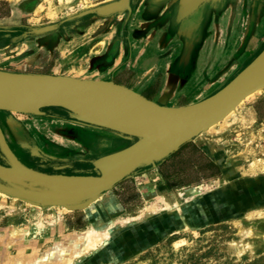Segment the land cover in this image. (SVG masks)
Segmentation results:
<instances>
[{"label":"rangeland","instance_id":"1","mask_svg":"<svg viewBox=\"0 0 264 264\" xmlns=\"http://www.w3.org/2000/svg\"><path fill=\"white\" fill-rule=\"evenodd\" d=\"M21 1L0 0V13L17 7ZM36 1L38 3L26 5V9H23V5L21 9L17 7L11 17L0 19V28H19L23 24L45 25L51 21L72 22L78 32L74 31V35H68L62 40L72 48V62L76 70L72 73L81 74L92 59H100L103 55L118 56L119 60H130L126 65L134 61L138 65L134 69L142 71L141 76H148L151 74L150 69L154 65L157 66L152 75L155 77V74L159 73L156 74L158 76L155 87L161 82L162 61L174 54L171 35L174 27H185L186 39L191 27L197 28L198 33L207 30L209 32L214 27L216 29V23L220 19L219 13H225L230 18L233 12L235 18H241L239 15L243 14L244 22L253 21V25L259 16L264 17V0L207 1L200 4L195 12L192 11L179 20L176 19L178 0H130V9L108 15H99L94 8L109 0ZM168 21L170 24H167ZM237 30L235 33H238ZM262 34V26L250 28L249 33H246L245 45L249 42L256 44L250 52L246 49L238 51L229 38L223 50L217 53L216 61L209 63L213 57L209 55L205 64L194 62L189 72L194 82L202 83L191 93L189 78L176 93L178 101H195L212 93L219 85L206 76L213 73L221 64V60L228 58L229 54L241 61L236 69L230 70L227 76L230 79V76L235 75L264 48ZM155 42L159 47L162 46L157 51H151L149 45ZM55 49L52 52L54 58L59 53V50ZM66 69L65 65H61L51 74H70L63 73ZM171 89L170 87V92H167L168 96H172ZM262 93L264 89L247 96L239 103L237 110L240 111V108L254 101ZM167 101L168 98L164 100ZM46 108L54 115L64 110L59 106ZM12 114L21 120L30 115ZM241 116L236 117L232 112L197 137L201 139L200 144L204 145L208 153L221 160L224 173L218 179L200 180L198 183L187 185L182 190L185 194L182 199L184 202L179 205L180 208L173 206L169 218L162 223H153L147 228H141L142 230L130 222L124 229L117 227L118 231L113 232L106 241L98 244L89 254L75 260L73 264H264V120L255 122L247 114ZM50 123L62 122L53 118ZM73 126V132L76 134L89 136L94 132L84 126ZM96 129L101 131L94 132L97 133L96 136L110 135L106 130ZM61 141L69 144L66 139ZM71 142L75 146L74 156L92 158L128 144L127 140L120 137L107 144L98 145L96 149L82 146L77 141ZM225 166L234 169L231 179L226 176ZM112 194H119V187L104 192L94 202L98 203L102 197H110ZM133 198L135 195L129 191L125 203L123 202L129 214L135 212L139 204L134 203ZM112 202L115 207L113 199ZM195 206L202 207L204 212L195 214L193 219L187 222L182 215L187 209ZM113 208L105 217L115 220L124 215L115 214ZM38 219L44 221L45 225L48 224L47 226L58 223L64 225V233L82 230L89 224L82 211H70L60 205H36L0 192V264H12L13 258L18 254L22 255L32 249L45 251L52 245L56 235L45 237L37 233L25 238L10 231L13 227H22L25 223ZM138 233L141 235H137Z\"/></svg>","mask_w":264,"mask_h":264},{"label":"water","instance_id":"2","mask_svg":"<svg viewBox=\"0 0 264 264\" xmlns=\"http://www.w3.org/2000/svg\"><path fill=\"white\" fill-rule=\"evenodd\" d=\"M207 1L217 0H178L176 19L184 18ZM104 5L95 7V12L108 15L130 9V5L125 4L112 7L106 12L102 10ZM51 27L36 26L33 32H43ZM262 83L264 48L224 85L188 105L159 104L141 92H135L113 80L0 70V97L36 101L38 105L29 109L28 113L40 114L43 113V106H59L78 122L108 128L124 137L134 138L122 148L90 159L95 174L46 173L22 164L11 152L0 130V152L7 162V165L0 163V191L36 205H64L70 211L86 208L89 201L100 198L137 167L154 166L181 144L208 130L210 127L207 125L211 122L223 120L222 114L227 108ZM95 100L132 106L140 112L141 118L134 121L109 120L66 107L68 104ZM238 105L233 111L235 115L238 113ZM8 107L9 104L0 100V109Z\"/></svg>","mask_w":264,"mask_h":264},{"label":"flooded vegetation","instance_id":"3","mask_svg":"<svg viewBox=\"0 0 264 264\" xmlns=\"http://www.w3.org/2000/svg\"><path fill=\"white\" fill-rule=\"evenodd\" d=\"M33 3L36 4L38 2L36 0H22L17 7L21 9L20 7L24 6L23 9H26L28 7L25 8L26 5ZM17 7L9 8L7 12L0 13V19L11 17ZM45 25H51L52 27L43 32H33L34 27ZM45 25L23 24L19 28H0V60L2 61L0 63V70L54 73L57 67L65 65L67 69L63 73H70L80 77L88 76L109 79L125 84L146 96H155L158 88V85L155 87L158 76L156 74L159 73L157 72L155 77L151 78V82L146 84L145 79L148 76H141L142 71L134 69L138 65L133 60V62H130V65H126L127 61L129 62L130 60H119L118 56L103 55L100 59H92L91 63L86 65V69L81 74L78 72L72 73L71 71L75 70V65L72 62V48L69 47L70 44L62 40H65L64 37L68 35H74V31L78 32V30H75L72 22L51 21ZM184 29L185 27L181 25L172 29L171 35L173 36L174 47L184 44V47L189 48L195 44L198 35L197 28L191 27L189 29L190 34L186 39ZM161 46L159 47V44L157 45L156 42L149 45L151 51H157ZM54 48L59 50L58 56H55V58L52 54ZM160 74L162 80V69ZM41 110L43 113L30 114L22 120L12 113L0 111V130L2 129L1 132L3 131V136L10 149L25 165L33 167V169L35 167L36 170L63 173L79 170L68 167L73 166L77 163L76 160L81 158L74 156L75 149L71 140L79 135L73 132V125L82 124L69 118L65 110H62V113L58 115L48 112L46 107H42ZM53 118H57L62 123H50ZM8 120L10 121L9 124L12 122L10 125L8 124ZM21 130L23 134L20 133ZM16 132L20 135H15ZM23 136L25 139L22 138ZM61 139L68 140L69 144L61 141ZM20 141H24V143ZM34 147L37 148L38 155L32 154ZM70 160L71 162L68 163ZM0 163L7 165L1 152Z\"/></svg>","mask_w":264,"mask_h":264},{"label":"crops","instance_id":"4","mask_svg":"<svg viewBox=\"0 0 264 264\" xmlns=\"http://www.w3.org/2000/svg\"><path fill=\"white\" fill-rule=\"evenodd\" d=\"M219 14H220L219 15L220 19L216 23V26H217L216 29L214 27L209 32L207 30L204 33H198L195 44L191 45V47L189 48L184 47V44L183 45L179 44L177 47H174L175 48L173 51L174 54L171 57L169 58L167 57V59L162 61L161 68L163 71V79L161 80L157 88V92L155 96H147L148 98L156 101L159 104H165V105H182V104L192 102V100H184V99L181 102L178 101L179 99L176 93L179 91L180 86L186 83V81H188L189 78L191 79L189 83L190 84L189 92L191 93H193L196 87L202 83V82H199V83L194 82V78L192 77V74H190L191 72H189L191 70V67H193L194 64L196 63V58L200 53L206 54L207 58H209V55H213L209 63L216 61V59L218 58L217 53L223 50V47L227 44L228 42L227 39L229 38L232 39V45H235L238 51H243L244 49H246L248 52H250V50L255 47L256 44H252L250 42L247 45H245L246 44L245 42L246 33H249L250 28L252 29L254 27L262 26V29H264V17L259 16L255 22L256 24L253 25L254 24L253 21L251 23L250 21L249 23L247 21L244 22L243 14L239 15L241 18H238V17L235 18V12L232 13L231 18L227 16L225 13H219ZM229 15L231 16V13H229ZM236 25H238L237 27L239 30H237ZM236 30L238 33H235ZM262 38H264V34H262ZM221 61H222L221 64H219L215 68L213 73L206 76V78L208 77L207 79H211V80L213 79L212 81L219 85L216 88V90L220 88L222 85H224V83H226L229 80L227 76L230 70L236 69L237 65L240 64L241 62L239 58H236L231 54L228 55V58L222 59ZM155 68H157V66L154 65L152 69H150L151 74H148L147 79H145L146 84L151 82V78H152L153 71ZM180 68L182 69L180 70ZM106 80H109V79H106ZM170 87L172 88L171 89L172 96L167 95V92L168 93L170 92L169 90ZM167 98L169 99V101L164 102V100H166ZM238 110H237L238 112L237 115H235L236 117L241 116V114L243 115L247 114L251 118L252 121L258 122V121L264 120V93H262V95L257 97L254 101L247 103L245 107L240 108V111ZM73 120L76 121L75 119ZM79 123L82 124L80 126L90 128L92 131L94 130V132L100 133L101 131H99V129H96V128H101L102 131L106 130L110 134L109 136L99 137V136H96L97 133L93 132V134H90L89 136L87 135L83 136L79 134L77 135L75 139H73V141H77L82 146H87L90 149L91 147H93L92 149H96L98 145H102L104 143L107 144L110 141L114 140V138H119V137L123 138L128 141V144L134 139V138L124 137L120 135L119 133H117L116 131L110 130L108 128L97 127V126L87 124V123H82V122H79ZM188 141H192L194 144H196L208 157H210L217 164L220 170L219 174L212 175L206 178L204 176H201L200 180L218 179V177H220V175L224 173V169L221 165L222 164L221 160H218V158L216 159L215 158L216 156L213 157L212 154L207 152L204 145L200 144L201 139L194 138ZM33 153L34 155H38L36 147L33 148L32 154ZM97 156L99 155H96L95 157ZM90 159H92V157H81L78 160H76L77 162L75 163L76 165L74 164L73 166H69L68 168H76L79 170L71 172V173H63V172H46V173L95 174L96 172L92 168L91 163L89 162ZM69 162H71V160L68 161V163ZM157 162L155 163L154 166L144 165L141 167H137L129 175L125 176L126 179L124 181H121V180L125 177H123L118 182H116L113 185V187L114 188L119 187V194H112V196L110 195V197H105V198L102 197L101 199H99L100 201L98 202V204L102 207L103 212L108 214L109 210L114 207V204L112 202V199H113L115 203V207L113 208L115 214H124V215H121L120 217H124L126 215L132 216L133 219L129 221L130 224L132 225L134 223L137 225V228L144 229V228L149 227V225H153V223L159 224V223H162L166 218H169L170 216L169 213H170L171 208H173V206L174 207L178 206L180 208L179 205H181L182 202H184L182 201V199H184L183 196L185 195L184 193H182V190H184L185 189L184 187H186L187 185H190L191 183L176 186L174 188L169 187L165 179L162 177V175L160 174L158 170ZM232 170L234 173L233 168ZM42 172H45V171H42ZM193 183H198V182H193ZM112 188L107 190L106 192H109L110 190H112ZM129 191L133 192V194L135 195V198H133L134 203H139L137 204L136 210H134L135 212H133L132 214L127 213V210L124 204L125 203L124 201L125 199H127V195L129 194ZM159 197H162L165 199L168 198L169 200H172L175 202H173L172 205H170L167 208H158L150 212L147 211L145 207L151 205L153 202L156 201L155 199ZM130 199L132 198L130 197ZM76 210L82 211L84 215L86 216V220L88 221V223L90 222L89 213H88L87 208L76 209ZM76 210H72V211L78 212ZM185 216H186V212H184V214L182 215V218L184 220H186ZM126 226L122 227L121 225H119V227L123 229ZM141 233H144V232L142 231ZM141 233H138L137 235H141Z\"/></svg>","mask_w":264,"mask_h":264},{"label":"bare ground","instance_id":"5","mask_svg":"<svg viewBox=\"0 0 264 264\" xmlns=\"http://www.w3.org/2000/svg\"><path fill=\"white\" fill-rule=\"evenodd\" d=\"M125 4L128 5L129 2L127 0H113V1L109 0L105 3L102 10L107 12L112 7L125 6ZM182 8L185 9L184 6ZM196 10H197V8L195 10H193V12H195ZM196 61L200 62L202 64H205L207 61L206 54L200 53L197 56ZM64 75H68V77H73V78L79 77V76L71 75V74H64ZM79 78L93 79V80H106V79H100V78L88 77V76L79 77ZM106 81H111V80H106ZM262 89H264V83L259 84L256 87H254L253 89H251L250 91H248L245 95H243L240 99H238L234 104H232L229 108H227V110H225L224 113L222 114V117L225 118L228 115L232 114L236 105H238L245 97L250 96V95H254L255 93H258ZM133 91H135V90H133ZM135 92H137V91H135ZM0 100L10 105V107L3 108L0 110L2 112L5 111V113L9 112V113H19V114H23V113L24 114H26V113L32 114V113H28L29 109H31L35 105H38V103L34 100L21 99V98H1L0 97ZM195 101H192V102H189L186 104L188 105V104H191ZM43 107H47V106H43ZM66 107L73 109V110H76V111H80V112H84V113H88V114H93V115H96V116L101 117L103 119H109V120L134 121V120L141 118L140 112L138 110H135L132 106H127L123 103H119V102H115V101H109V100L81 101V102L75 103V104H68V105H66ZM10 121H11V119H10ZM10 121L8 120V124ZM12 122H13V119H12ZM213 123H215V121L211 122L209 125H207V127H211L213 125ZM14 125H16V124H14ZM20 133H22V130L20 131ZM17 134H19V133L16 132L15 135H17ZM17 138H19V137H17ZM22 138H24V136ZM22 138H20V139L23 140ZM20 142L24 143V141H20ZM17 150H20V149H17ZM11 152H13V151L11 150ZM13 154L15 155L14 152H13ZM44 157H45V155H44ZM33 158H35V157L33 156ZM17 159L22 164H24L18 157H17ZM250 165H252V164H250ZM34 169H35V167H34ZM225 173H226V176L229 178L234 174L232 168H229L226 166H225ZM240 184L241 183H239L238 185L240 186ZM244 188H245V186H244ZM0 192H2V191H0ZM155 200L156 201L153 202L151 205H149V206L146 205L147 207H145V208L147 211L150 212V211H154L158 208H167L173 202H175V201L169 200L168 198L165 199L162 197H159ZM211 200H213V199H211ZM94 201L95 200H93L91 202L89 201V204L87 203L88 205L86 206V208L88 209L90 222H89L88 226H85L86 228H84L82 230L77 229L74 231H70L68 233H64L63 232L64 225L58 223L57 225L47 226L48 224L45 225L44 221H42L40 219H38L36 221H34V220L29 221V222L25 223L24 226H22V227L11 228V230H10L11 233H13L16 236L25 237V238H27L28 236L37 234V233H39V234H41V236H45V237L50 236V235H54V236L56 235L54 238V242L52 243V245L47 250L38 251L39 249H32L28 252H23L22 255L18 254L17 256H15L13 258L12 264H73L75 262V260H77L78 258L80 259L83 255L89 254L91 252V250L96 248V246L98 244L106 241L110 236H112V233L116 232V230H117L116 228L119 227V225H121L122 227L126 226V224H129V221L131 219H133V217L130 215H126L124 217H119V218H116L115 220H112L113 218H109L108 216L105 217V214H107V213H104L102 207L98 203H95ZM208 201H210V200H208ZM200 206L199 207L195 206L193 208L191 207L190 209H187L185 211L186 212L185 218H186L187 222L192 220L193 217L195 216V214H198L200 212H204V209ZM60 207L67 209V207L64 205H60ZM47 221L50 222L51 220H47ZM39 252H40V254H39Z\"/></svg>","mask_w":264,"mask_h":264},{"label":"trees","instance_id":"6","mask_svg":"<svg viewBox=\"0 0 264 264\" xmlns=\"http://www.w3.org/2000/svg\"><path fill=\"white\" fill-rule=\"evenodd\" d=\"M157 164L160 174L171 188L198 182L201 176L206 178L220 172L217 164L192 141L180 145Z\"/></svg>","mask_w":264,"mask_h":264}]
</instances>
